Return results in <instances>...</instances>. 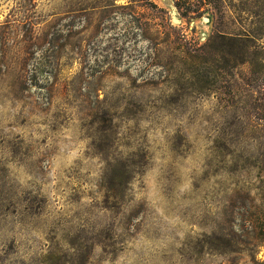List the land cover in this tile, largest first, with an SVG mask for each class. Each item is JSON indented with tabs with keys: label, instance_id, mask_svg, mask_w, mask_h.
I'll use <instances>...</instances> for the list:
<instances>
[{
	"label": "rangeland",
	"instance_id": "rangeland-1",
	"mask_svg": "<svg viewBox=\"0 0 264 264\" xmlns=\"http://www.w3.org/2000/svg\"><path fill=\"white\" fill-rule=\"evenodd\" d=\"M229 1L0 0V264H264V38L208 46Z\"/></svg>",
	"mask_w": 264,
	"mask_h": 264
},
{
	"label": "trees",
	"instance_id": "trees-1",
	"mask_svg": "<svg viewBox=\"0 0 264 264\" xmlns=\"http://www.w3.org/2000/svg\"><path fill=\"white\" fill-rule=\"evenodd\" d=\"M219 1L220 2H215V0H175V3L180 12L184 16H188L191 13L200 14L201 8L208 3H215V6H219L221 0ZM229 2V7L234 13L233 18L235 19V23L240 25V30H243V33L214 34L209 39L208 46H210V43H214L216 40L220 39L223 41L222 44L227 46H239L238 49L232 48L228 53L225 51V47L223 50L224 53H227L234 57L235 60H238V64L252 62L254 58L260 57V52H252L250 51V48L255 46L256 42L260 39L264 38V0H230ZM95 8H98V6H95ZM188 54L192 56L190 62L193 63V69L195 68V71L193 70V72L200 70V68L197 67L203 65V62L199 60L201 55L197 54V52H189ZM261 59H263V57ZM260 63L262 64V60Z\"/></svg>",
	"mask_w": 264,
	"mask_h": 264
}]
</instances>
